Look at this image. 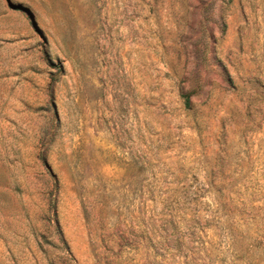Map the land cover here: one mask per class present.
Returning <instances> with one entry per match:
<instances>
[{
	"label": "rangeland",
	"instance_id": "1",
	"mask_svg": "<svg viewBox=\"0 0 264 264\" xmlns=\"http://www.w3.org/2000/svg\"><path fill=\"white\" fill-rule=\"evenodd\" d=\"M0 264H264V0H0Z\"/></svg>",
	"mask_w": 264,
	"mask_h": 264
},
{
	"label": "trees",
	"instance_id": "2",
	"mask_svg": "<svg viewBox=\"0 0 264 264\" xmlns=\"http://www.w3.org/2000/svg\"><path fill=\"white\" fill-rule=\"evenodd\" d=\"M185 102H186L188 105H190V103H191V98H190V95H189V94H186V95H185Z\"/></svg>",
	"mask_w": 264,
	"mask_h": 264
}]
</instances>
